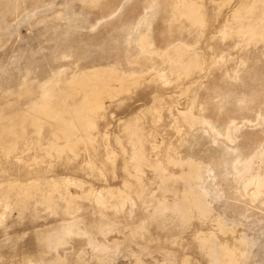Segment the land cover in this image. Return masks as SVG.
Wrapping results in <instances>:
<instances>
[{
  "label": "rangeland",
  "instance_id": "rangeland-1",
  "mask_svg": "<svg viewBox=\"0 0 264 264\" xmlns=\"http://www.w3.org/2000/svg\"><path fill=\"white\" fill-rule=\"evenodd\" d=\"M0 264H264V0H0Z\"/></svg>",
  "mask_w": 264,
  "mask_h": 264
}]
</instances>
